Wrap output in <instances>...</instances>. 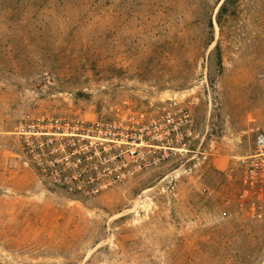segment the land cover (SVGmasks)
I'll use <instances>...</instances> for the list:
<instances>
[{
  "label": "rangeland",
  "instance_id": "obj_1",
  "mask_svg": "<svg viewBox=\"0 0 264 264\" xmlns=\"http://www.w3.org/2000/svg\"><path fill=\"white\" fill-rule=\"evenodd\" d=\"M184 110L183 150L90 197L43 179L17 134ZM258 131L264 0H0V264H264L239 162Z\"/></svg>",
  "mask_w": 264,
  "mask_h": 264
},
{
  "label": "built area",
  "instance_id": "obj_2",
  "mask_svg": "<svg viewBox=\"0 0 264 264\" xmlns=\"http://www.w3.org/2000/svg\"><path fill=\"white\" fill-rule=\"evenodd\" d=\"M190 121L186 110L160 118L132 111L112 120L26 117L17 134L43 179L66 193L90 197L148 170L173 149L183 150L180 138L191 135ZM252 144V153L239 160L241 196L260 218L255 198L264 193L263 131L256 132Z\"/></svg>",
  "mask_w": 264,
  "mask_h": 264
}]
</instances>
